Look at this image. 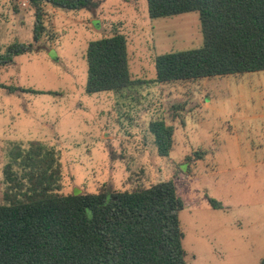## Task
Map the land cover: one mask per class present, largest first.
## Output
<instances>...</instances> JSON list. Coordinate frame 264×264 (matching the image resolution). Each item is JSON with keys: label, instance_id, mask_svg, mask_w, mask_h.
Segmentation results:
<instances>
[{"label": "rangeland", "instance_id": "1", "mask_svg": "<svg viewBox=\"0 0 264 264\" xmlns=\"http://www.w3.org/2000/svg\"><path fill=\"white\" fill-rule=\"evenodd\" d=\"M42 6L45 29L35 42L33 0H0V56L13 43H34L0 67V201L10 150L40 141L59 152L61 193L172 180L185 202L179 219L190 264H262L264 70L159 83L158 55L204 45L198 12L152 18L148 0ZM114 34L127 39L133 83L89 93V43ZM157 120L174 127L166 156L151 130Z\"/></svg>", "mask_w": 264, "mask_h": 264}, {"label": "trees", "instance_id": "2", "mask_svg": "<svg viewBox=\"0 0 264 264\" xmlns=\"http://www.w3.org/2000/svg\"><path fill=\"white\" fill-rule=\"evenodd\" d=\"M66 9L98 0H33L34 41L45 29L43 2ZM152 18L198 12L200 48L158 55L159 83L264 70V0H148ZM13 43L0 67L31 51ZM87 91H119L133 83L123 34L89 43ZM158 151L169 154L174 127L153 121ZM59 152L40 141L15 144L4 168L0 201V264H190L179 213L185 208L172 180L132 190L63 194ZM209 203L219 208L218 201ZM264 264V258L261 261Z\"/></svg>", "mask_w": 264, "mask_h": 264}, {"label": "water", "instance_id": "3", "mask_svg": "<svg viewBox=\"0 0 264 264\" xmlns=\"http://www.w3.org/2000/svg\"><path fill=\"white\" fill-rule=\"evenodd\" d=\"M75 194H77V192H75Z\"/></svg>", "mask_w": 264, "mask_h": 264}, {"label": "built area", "instance_id": "4", "mask_svg": "<svg viewBox=\"0 0 264 264\" xmlns=\"http://www.w3.org/2000/svg\"><path fill=\"white\" fill-rule=\"evenodd\" d=\"M25 4H26V2H25Z\"/></svg>", "mask_w": 264, "mask_h": 264}]
</instances>
